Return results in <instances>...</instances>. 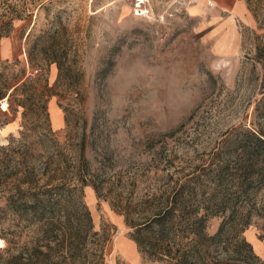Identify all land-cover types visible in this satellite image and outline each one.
<instances>
[{"label":"rangeland","instance_id":"obj_1","mask_svg":"<svg viewBox=\"0 0 264 264\" xmlns=\"http://www.w3.org/2000/svg\"><path fill=\"white\" fill-rule=\"evenodd\" d=\"M140 1L142 12L136 0H0V207L24 173L53 199L45 216L62 218L72 190L67 209L83 203L92 218L77 264L98 258L96 242L103 264H157L130 245L124 213L140 222L176 198L201 215L235 197L239 142L264 133V0H242L219 49L214 0ZM252 185L257 207L264 185ZM31 214L0 212L14 253L41 236ZM222 217L208 215L206 232ZM263 227L255 214L244 233L262 258Z\"/></svg>","mask_w":264,"mask_h":264},{"label":"trees","instance_id":"obj_2","mask_svg":"<svg viewBox=\"0 0 264 264\" xmlns=\"http://www.w3.org/2000/svg\"><path fill=\"white\" fill-rule=\"evenodd\" d=\"M238 147L241 178L234 191L235 197L203 204L201 215H198L200 202L188 203L176 198L140 222L131 221L124 213L125 223L133 230L130 238L141 255L145 254L157 264H264V258L254 252L244 235L253 215L264 218V202L256 207L248 201V194L254 188L252 184L264 185V133L249 131ZM16 176L7 195L1 196L4 205L0 212L9 208L15 212L28 209L32 213L30 221L38 225L41 236L14 253L16 242L1 232L0 237L6 245L0 253V264H77L88 259L84 247L92 218L86 205L82 203L79 209L73 203L72 209H67L72 190L66 188L60 195L64 203L63 217L45 216L54 211L48 191L32 187L26 173ZM181 189H184L183 184ZM217 213L223 216L222 220L216 231L209 234L206 232L207 217ZM258 238L263 239L264 234H259ZM96 243L101 253L91 264H103V243Z\"/></svg>","mask_w":264,"mask_h":264},{"label":"crops","instance_id":"obj_3","mask_svg":"<svg viewBox=\"0 0 264 264\" xmlns=\"http://www.w3.org/2000/svg\"><path fill=\"white\" fill-rule=\"evenodd\" d=\"M206 10L210 14V27L215 33L216 49H219L220 46L229 47L231 36L235 38L237 34V28L233 22L237 17H245L246 6L244 2L242 0H214V5L211 8H206ZM131 240L130 245L137 249L135 242Z\"/></svg>","mask_w":264,"mask_h":264},{"label":"bare ground","instance_id":"obj_4","mask_svg":"<svg viewBox=\"0 0 264 264\" xmlns=\"http://www.w3.org/2000/svg\"><path fill=\"white\" fill-rule=\"evenodd\" d=\"M7 108H8V104H7L6 99L0 100V109L1 110H7ZM3 245H4V242L2 239H0V246H3Z\"/></svg>","mask_w":264,"mask_h":264},{"label":"built area","instance_id":"obj_5","mask_svg":"<svg viewBox=\"0 0 264 264\" xmlns=\"http://www.w3.org/2000/svg\"><path fill=\"white\" fill-rule=\"evenodd\" d=\"M141 3H142V1H140V0H136V8H138V9H137L138 12H142V10H144V9L142 8V6H141Z\"/></svg>","mask_w":264,"mask_h":264}]
</instances>
